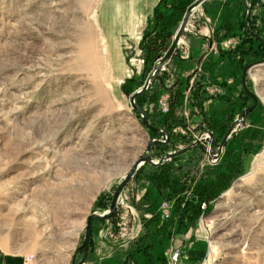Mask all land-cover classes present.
Listing matches in <instances>:
<instances>
[{"label": "rangeland", "instance_id": "obj_1", "mask_svg": "<svg viewBox=\"0 0 264 264\" xmlns=\"http://www.w3.org/2000/svg\"><path fill=\"white\" fill-rule=\"evenodd\" d=\"M194 1L164 0L154 10L151 30L130 38L114 32L122 27L111 20L107 0H0V249L25 254L20 264L29 256L31 264H71L85 218L108 210L130 164L158 138L141 124L129 97L153 71ZM227 1L235 8L227 16L233 26L222 17L215 23L244 37L226 48L242 57L244 67L264 61V45H252L246 31L255 30L264 40V27L245 28L247 0ZM228 2L213 6L210 18ZM252 5L264 8V0H251L249 9ZM204 11L201 6L192 11L182 39L193 33ZM257 13L248 18L255 20ZM180 44L182 51L186 42ZM159 76L165 87L150 80L146 96L135 99L148 124L170 134V144L152 147L155 161L189 146L201 133L206 137L199 147L164 161L169 165L154 169L144 163L136 171L121 190L113 219H106V227H116L115 244L138 248L146 228L159 226L158 236L170 237L173 227L177 245L195 242L202 248L199 262L264 264V62L245 75L258 100L256 110L233 129L221 152V134L252 100L240 87L223 109L219 102L203 105L223 90L198 89L200 74L190 88L168 69ZM194 89L203 101L191 96ZM210 131L218 136L213 142ZM209 144L216 158H209ZM203 185L219 192L197 201L194 188ZM177 200L180 209L196 206L193 217L175 213ZM152 204L155 214L144 216L141 210ZM155 233L149 242L156 241ZM80 257L77 252L75 259Z\"/></svg>", "mask_w": 264, "mask_h": 264}, {"label": "crops", "instance_id": "obj_2", "mask_svg": "<svg viewBox=\"0 0 264 264\" xmlns=\"http://www.w3.org/2000/svg\"><path fill=\"white\" fill-rule=\"evenodd\" d=\"M163 1L164 0H107V10L110 11V17H112L111 20H115V25L122 27L114 32L119 34L126 33L131 38V35L137 33L138 30L140 32L148 29L151 30V27L154 26L153 20L151 19L153 17L154 10L157 9V7H159ZM250 1L251 0H247L248 7L246 6L247 18L245 19V28L248 27L249 24L251 27H264V18H262L264 8L259 9L256 8L255 5H252V8L249 9ZM224 2L228 1L206 0L199 5L201 6L202 10L205 9L201 15L202 18L196 22L193 33L190 32V34L183 37L184 39H182L181 36L180 43H183L184 41L186 42L185 49L181 51L179 49L181 44L178 43L174 54L166 64L167 68L165 67V69H168V71L173 74V77L178 81V83H183L184 86L188 87V77L195 73L196 70L199 71L196 74V77L200 74V76L197 77L198 89L203 91H207V89H209L208 91H215L219 89L217 91L222 92L223 90L222 94H224L223 96L212 94L211 98L203 101V105L207 104L208 102L216 105V103L219 102V108L221 109H223L227 104L226 98H232L229 94H232L233 96V93L240 91V87L241 91H243L240 80L242 71L244 69V65L242 66V57L240 58L237 54H233L232 51L230 52V49L226 48L232 44L231 42L236 43L244 36L240 31H237L238 34L233 36L235 34V30L226 31L227 29H220L221 26H217V23L220 22L221 24L223 20L221 17L225 18V25L229 26L231 22V26H233L232 18L227 17L229 15L233 16V14H235V8L233 6L231 7V1L228 2L230 5H225L224 9L221 10V12L219 11L213 19H211L209 16V11L213 6ZM244 3L245 2H243V5L245 6ZM230 10H233V12ZM261 10H263L262 13H259ZM251 12L252 14L258 12V17L255 20L251 19V16L248 18V14L252 15ZM240 13L241 11H239V14ZM246 30L249 31L248 28H246ZM254 31L252 30L248 33V38L250 39L252 45L254 41L259 42V40H257L259 37ZM250 41L247 40L246 43ZM160 84L162 87H165L164 83ZM256 107L251 112H254ZM250 113H248V115ZM200 117L202 116L200 115L199 118ZM203 120V122H207L205 119ZM227 130L228 129H226V131ZM226 131L224 133H226ZM213 134L214 136L218 137L216 132ZM193 149L194 148H191L190 150ZM141 213H143L144 216L151 215V213H149L145 207L143 210H141ZM106 222L107 221H93L92 223L90 231L91 235L89 253L86 257L87 263L133 264V262H135L134 264H167L166 252L172 248H178L180 251V259L185 260L190 264L198 263L204 256L202 253V248L199 250L195 242H184L181 247L177 245L175 240L178 238V236H172L177 232V229L173 227L171 229L172 234L170 237H159V226L150 227L148 228L149 230L146 228L141 240L137 242L140 243V247H134V249L130 248L125 250V248L123 249L121 246H117V244H115L116 237L113 236L112 231H115L116 227H106ZM105 231L107 232L105 233ZM153 233L157 235L155 237L156 241L152 243L149 242L151 239L150 237L154 236H150L149 234ZM175 244L176 246L173 247ZM23 255L25 254L21 253L18 255H10L9 253L4 252L2 248L0 249V264H20V260Z\"/></svg>", "mask_w": 264, "mask_h": 264}, {"label": "water", "instance_id": "obj_3", "mask_svg": "<svg viewBox=\"0 0 264 264\" xmlns=\"http://www.w3.org/2000/svg\"><path fill=\"white\" fill-rule=\"evenodd\" d=\"M206 0H195L193 3H190L189 6L187 7L184 15L182 16V20L178 26V29L175 30L176 32L174 33L171 42L169 43L170 45L168 46L167 50L163 53V55L161 57H159V59L157 60V62L155 63L154 67H153V71H151V73L146 77L144 84H142V86L135 91L133 94H131V96L129 97V104L130 107L133 111H135L137 114H139L140 116V121L141 124L146 127L149 131H151L156 137H158L157 139H152L150 140L145 149L142 156L139 157L134 163H132V166L130 167L129 171L127 172V174L122 177V181L117 185L111 201H110V205L108 207V210L103 212L102 214H90L87 216L86 219V223H85V228H84V235H83V239L81 242V245L78 246L75 250V254L73 255V258H71V264H87L86 263V257L88 256L89 253V243H90V235H91V227H92V223L93 221H106V219H110L109 217H111L117 207V203L119 201V197L121 194V190L124 189V187L126 186V184L132 179V176H134V174L136 173V171L144 164L147 163L153 167L161 165L162 162L164 161H170L173 157L182 155L183 153H185L186 151L190 150L194 145H196V142L190 144L189 146L183 148L180 151H175L173 150L171 153L169 154H165L164 156H162L160 158V160L155 161V155L154 152L152 150V147L155 145H162V144H170V139H169V133L166 132L165 130L161 129V128H157L152 126L151 124H148V121L146 119L145 116V112L142 111L143 109H141L138 105L135 104V99L138 96H142L145 93V90L148 88V84L150 82V80H154L156 79L157 75L160 73V70L163 69L164 66H166V64L169 62V60L171 59V56L174 54L175 50H176V46L182 36L183 31H185L186 29V25L188 23L189 17L192 13V11L195 10L196 7H198L202 2H204ZM257 40H259L260 42L264 43V40H261L260 38H258ZM264 61H258L257 63H253L252 65L249 66H245L243 71H242V76H241V86H242V90L244 92V94L247 95V97H249L252 102L253 105H251V107H249L248 109L246 108L245 110L240 112V117L239 119H237V121L233 122L230 127L228 128V130L226 131V133H224V137L222 138V141L219 145V150L221 152L222 150V146H224V144L226 143L227 138L230 136V133H232L233 129L235 128V126L239 125L243 119H245V117H247V114L250 113L257 105V98L250 93V91L247 89L246 84H245V75L247 70L249 69L250 66H254L258 64H262ZM201 138V135L199 134V138L198 140ZM211 144L208 145V150H209V155H211L210 153V147ZM173 148V145H171V149ZM77 252H81V257L76 260V253Z\"/></svg>", "mask_w": 264, "mask_h": 264}, {"label": "trees", "instance_id": "obj_4", "mask_svg": "<svg viewBox=\"0 0 264 264\" xmlns=\"http://www.w3.org/2000/svg\"><path fill=\"white\" fill-rule=\"evenodd\" d=\"M247 31V30H246ZM252 30H250L249 29V31L247 32V33H249V32H251ZM168 37V36H167ZM170 38H171V35L169 36V40H170ZM162 40V42H165L164 41V39L162 38L161 39ZM259 43L260 44H262V45H264V43H262V42H260L259 41ZM170 44H169V41H168V43H166V45H165V47H164V50L163 51H166V49L168 48V46H169ZM162 74V73H161ZM188 79H189V77H188ZM154 81H159L160 83L163 81V79H162V77H160L159 75L156 77V79L154 80ZM153 81V82H154ZM188 81V80H187ZM171 90V89H170ZM195 90H197V89H194L193 91H192V97L195 99V100H197V102L199 101V102H201V101H203V96H202V93L201 92H195ZM146 96V94L144 93L141 97H145ZM140 96H138L137 98H139ZM140 97V98H141ZM172 111V110H171ZM169 112H170V110H169ZM172 113V112H171ZM178 119L177 118H174L172 121L173 122H176ZM180 121L178 120V123H179ZM224 130V129H223ZM223 130H221V131H223ZM170 135V134H169ZM223 133L221 134V137H223ZM169 139H170V136H169ZM215 142V141H214ZM157 146H163V145H157ZM175 157H173L171 160H170V162L174 159ZM170 162H168V163H165V162H163L161 165H158V166H155V167H153L154 169H158V168H161V167H164L165 165H169V163ZM161 176V175H160ZM159 178V177H158ZM160 178H163V176H161ZM149 179H151V178H149ZM152 179H155V178H152ZM224 180H219V182H223ZM159 184L161 185V183H160V181H159ZM160 188V187H159ZM173 187H172V185H171V192L172 191H175L176 189H172ZM179 190V189H178ZM217 192H219V189L217 188V187H214V186H212V187H206V186H197V188L195 187L194 188V191H193V197H196L197 198V201H209V200H211V198L217 193ZM170 198V197H169ZM192 201V200H191ZM175 202V201H174ZM180 201H178L177 200V203L176 204H174L175 205V213H180V217L182 218H184V217H186V218H190V217H188L189 216V213L191 214V217H193L192 215H194L195 214V211H196V206L195 205H193L192 204V206H190V211L189 210H185V209H180ZM191 203H194V202H191ZM150 206H152V207H150ZM149 206V209H147L146 208V210L149 212V213H151V216L153 215V214H155L154 213V209H153V204L152 205H150ZM185 212H187V213H185ZM186 214V215H182V214ZM113 217V215L111 216V217H109L110 218V220L111 219H113L112 218ZM152 218V217H151ZM152 220V219H151ZM151 220H149V223L151 224V225H155L156 224V221L155 220H153V222L151 221ZM179 221L180 220H178V224H179ZM146 224H147V222H146ZM148 228H150V227H148ZM90 244V243H89ZM88 244V245H89ZM90 246V245H89ZM81 253V252H80Z\"/></svg>", "mask_w": 264, "mask_h": 264}, {"label": "built area", "instance_id": "obj_5", "mask_svg": "<svg viewBox=\"0 0 264 264\" xmlns=\"http://www.w3.org/2000/svg\"><path fill=\"white\" fill-rule=\"evenodd\" d=\"M254 66H256V65H254ZM254 66H250V68H253ZM249 68V69H250ZM199 71H195V73H193L192 75H191V78H190V80H189V88L191 87V81H193L194 80V78L196 77V74L198 73ZM201 135V138L198 140V138H199V136H197L196 137V141H198V142H202V140H204V138L206 137V134H200ZM220 151V150H219ZM218 151V152H219ZM210 157L209 158H216V156L215 155H209ZM212 160V159H211ZM204 205H202V207H203ZM162 216H168V214H161ZM180 251H179V249L178 248H173V249H171V251L170 252H168L166 255H167V264H190V263H188V262H186L185 260H181L180 259ZM24 262V264H31L32 263V256H29V257H26L24 260H23ZM195 264H208L205 260L204 261H201V262H198V263H195Z\"/></svg>", "mask_w": 264, "mask_h": 264}, {"label": "flooded vegetation", "instance_id": "obj_6", "mask_svg": "<svg viewBox=\"0 0 264 264\" xmlns=\"http://www.w3.org/2000/svg\"><path fill=\"white\" fill-rule=\"evenodd\" d=\"M188 80H189V79H188ZM213 133H214L213 131H210V133H209V134L211 135V138H212L211 142H213V136H214ZM194 142H196V139H195ZM194 142H193V143H194ZM199 144H200V142H197L196 145H194L192 148L198 147ZM173 150H174V149H173ZM173 150H172V151H173ZM176 157H177V156H176Z\"/></svg>", "mask_w": 264, "mask_h": 264}, {"label": "bare ground", "instance_id": "obj_7", "mask_svg": "<svg viewBox=\"0 0 264 264\" xmlns=\"http://www.w3.org/2000/svg\"><path fill=\"white\" fill-rule=\"evenodd\" d=\"M186 27H187V26H186ZM179 42H180V40H179ZM179 42H178V43H179ZM102 53H103V50H102ZM163 68H164V67H163ZM135 161H136V160H135ZM135 161H134V162H135ZM134 162H133V163H134ZM131 164H132V163H131ZM131 166H132V165H131ZM131 166H130V167H131ZM129 169H130V168H129ZM129 169H128V171H129ZM119 199H120V198H119ZM118 202H119V201H118Z\"/></svg>", "mask_w": 264, "mask_h": 264}]
</instances>
